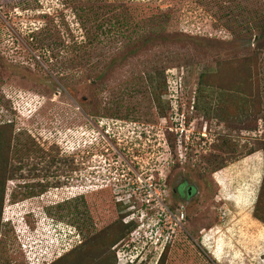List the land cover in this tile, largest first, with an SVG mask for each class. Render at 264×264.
I'll list each match as a JSON object with an SVG mask.
<instances>
[{"label":"rangeland","instance_id":"rangeland-1","mask_svg":"<svg viewBox=\"0 0 264 264\" xmlns=\"http://www.w3.org/2000/svg\"><path fill=\"white\" fill-rule=\"evenodd\" d=\"M104 256L264 264V0H0V264Z\"/></svg>","mask_w":264,"mask_h":264},{"label":"built area","instance_id":"built-area-1","mask_svg":"<svg viewBox=\"0 0 264 264\" xmlns=\"http://www.w3.org/2000/svg\"><path fill=\"white\" fill-rule=\"evenodd\" d=\"M172 118L173 119L175 118L177 120L176 124L181 126V127L177 126V132L180 129L184 133L185 128L183 126H184V120L186 118L184 113H180V111H179L175 114H172ZM178 120H181L182 122H179ZM170 130H172V128H170ZM129 169H130L129 176L132 179V185L131 186H132L135 193L140 194L142 205L144 207L148 208L149 206H153V204H151V203L154 201L155 202L154 205L157 206L159 209L157 211V215H156L157 216L156 222H159L160 226H163L162 231H161V233L157 232L160 226L157 227L156 229L152 228L150 238L152 241H153V238H154V240L156 239V242H154V243H156V244L160 243V245H161L163 240H165L166 238H167L166 240L169 239L168 235L170 233V230L168 228V225L173 223L174 221L176 224L182 222L183 220L180 217L182 216L184 218V213H180V211L178 213H173L171 211L170 207L166 206V200H167L166 190L160 183L156 182L151 175H148L146 172L136 170L135 168H132V167H129ZM123 186H124L123 188L125 189L127 184H124ZM119 188H122V187L118 186V189ZM161 223H162V225H161ZM166 228H168V229H166ZM153 232L154 233L157 232L155 234V236H154ZM140 234L141 233H139V231L136 232V236H137L136 238H137V241H139V243L137 242V245H139V244L141 245L143 242V239L149 237L147 235V233L144 234V232H143V234H144L142 236L143 239L139 240V238L141 237ZM119 256H120V253H119ZM119 259H121V257H119Z\"/></svg>","mask_w":264,"mask_h":264},{"label":"trees","instance_id":"trees-1","mask_svg":"<svg viewBox=\"0 0 264 264\" xmlns=\"http://www.w3.org/2000/svg\"><path fill=\"white\" fill-rule=\"evenodd\" d=\"M120 201H122V200H120ZM132 221V220H131ZM130 221V222H131ZM130 222L128 221V223H124L123 222V227H125L126 229L130 226V225H128V224H130ZM120 239V238H119ZM100 237H95V240L91 243V241L89 242V244H88V247L86 248V247H83V250H84V252L83 253H85V254H88V257H90V255H89V253L91 252V251H96V252H98L101 248L103 249L104 248V246H102L103 245V243H105V240H102L101 242H100ZM117 241V240H116ZM116 243V242H115ZM94 244V245H93ZM114 244V243H113ZM113 244H112V246H113ZM102 246V247H101ZM111 246V247H112ZM91 250V251H90ZM114 255H115V252H114ZM105 257V256H104ZM103 257V259L99 262L100 264H112L110 261H109V258L108 257H105L104 258ZM116 257V256H115ZM98 263V264H99ZM115 264V263H114Z\"/></svg>","mask_w":264,"mask_h":264},{"label":"flooded vegetation","instance_id":"flooded-vegetation-1","mask_svg":"<svg viewBox=\"0 0 264 264\" xmlns=\"http://www.w3.org/2000/svg\"><path fill=\"white\" fill-rule=\"evenodd\" d=\"M183 185H184V184H183ZM181 187H182V185H181ZM178 194H180V195L182 194V193H181V190H179Z\"/></svg>","mask_w":264,"mask_h":264},{"label":"clouds","instance_id":"clouds-1","mask_svg":"<svg viewBox=\"0 0 264 264\" xmlns=\"http://www.w3.org/2000/svg\"><path fill=\"white\" fill-rule=\"evenodd\" d=\"M137 259V258H136ZM134 261V260H133Z\"/></svg>","mask_w":264,"mask_h":264}]
</instances>
